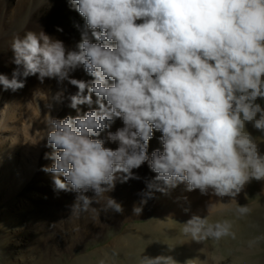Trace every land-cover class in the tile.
<instances>
[{
  "label": "clouds",
  "instance_id": "clouds-1",
  "mask_svg": "<svg viewBox=\"0 0 264 264\" xmlns=\"http://www.w3.org/2000/svg\"><path fill=\"white\" fill-rule=\"evenodd\" d=\"M69 3L84 20L76 48L44 31L18 33L10 44L17 67L11 78L0 73V86L15 92L29 76L67 81L78 89L67 97L71 108L97 105L63 119L45 116L52 149L45 159L53 162L42 170L53 174L55 189L76 194L71 216L122 212L109 193L117 180L140 179L134 170L145 162L156 175L145 181L136 215L155 192L181 183L231 201L253 180L264 181V151L248 128L264 133V0ZM80 67L91 80L71 75ZM64 91L52 100L62 103ZM117 119L123 126L111 131ZM105 130L115 149L99 138ZM156 131L162 150L149 154ZM213 207L206 216L192 215L182 232L197 242L236 239L231 220L210 219ZM251 211L248 204L235 209L239 217ZM139 264L177 261L142 255Z\"/></svg>",
  "mask_w": 264,
  "mask_h": 264
},
{
  "label": "rangeland",
  "instance_id": "rangeland-1",
  "mask_svg": "<svg viewBox=\"0 0 264 264\" xmlns=\"http://www.w3.org/2000/svg\"><path fill=\"white\" fill-rule=\"evenodd\" d=\"M21 2L24 4L21 5ZM32 3L33 0H11L9 3L7 0H0V23L4 16V20H10V18H15V15L16 18H19L20 14L25 15L28 6ZM51 93L46 94L45 98L38 97L37 101L34 97L36 95L26 93L20 100L12 102L13 104L10 103V100L8 102L1 101L2 95H0V264H92V259L98 257V253L94 255L95 250L108 246L116 235L125 230L126 226L146 224L157 212L167 218L174 219L176 217L175 219H177L178 214L173 212L172 203L176 200L183 201L182 194L187 192L186 184L181 183L164 193L168 202L164 201L161 205L165 207L160 208V203L154 196L143 206L141 214L123 220L116 219L114 215L119 212L114 211H100L97 220H93L89 214H81L79 217L71 216V205L74 203L76 194L73 193L74 195H70L64 200L53 199L55 193L47 190L50 182L53 181V174L42 170L45 165H50L53 162L50 159H45V153L52 151L47 147L45 116L61 114V103L52 100L56 90L54 89ZM74 93L75 91L71 92V94ZM66 95V97L69 96V94ZM28 113L34 117L33 123H37L33 131L35 140H32L30 136L27 138V132H29L27 129L31 130L32 128L28 125L30 122L27 119L29 118ZM4 121L8 127L5 132L2 129ZM19 126L25 127L27 132L23 129L16 132V127ZM122 126L123 122H120L114 124L110 130L115 131ZM248 128L255 138L261 135L251 125ZM160 137L161 133L156 131L151 139V144L154 145L150 148L152 151L157 148L162 150ZM28 142L35 147L31 148V151L26 150ZM113 144L109 140H105L106 147L113 149L118 147L117 143ZM150 149L149 154L152 152ZM134 172L140 179H129L123 183L117 180L114 191L109 193L118 202L121 197H125L131 202L135 195L140 197L141 190L146 187L145 181L156 175L147 162L139 169H135ZM263 188L260 181L250 182L238 200L229 206V209H235L239 204H248L250 208L254 207L251 208L252 210H256L257 213L259 211V216L253 221H245L243 218L244 220L241 222L243 227L238 232L239 237L236 236V239L226 241L225 248L218 247L213 250L212 256L218 257V264H226L222 257L229 259L234 254V258L239 257L236 258L238 259L236 264H264V239H261L255 246L249 247V241L258 236H264ZM70 193L68 192V194ZM159 193L162 194L161 192L157 194L159 195ZM91 194L89 193V195ZM244 194L246 195L243 197ZM203 200H205L206 206L209 203L214 204L213 213L228 207L224 205L220 207L221 199L211 193L205 195ZM243 200L246 201L243 202ZM94 206L97 205L94 204ZM205 209V214H208V208ZM140 243L138 244L142 249ZM86 254H88V259L83 260L82 257ZM117 257L126 259L121 255ZM132 258L140 260L139 254L133 253ZM215 258H212V261H217Z\"/></svg>",
  "mask_w": 264,
  "mask_h": 264
},
{
  "label": "bare ground",
  "instance_id": "bare-ground-1",
  "mask_svg": "<svg viewBox=\"0 0 264 264\" xmlns=\"http://www.w3.org/2000/svg\"><path fill=\"white\" fill-rule=\"evenodd\" d=\"M10 1L11 0H7L8 3ZM22 4H24V2H21V5ZM4 17L0 23V73L8 75L10 78L13 70L17 67L13 63L14 54L10 46L12 37L14 35L19 33L21 36H23L25 32L28 30H33L36 32L44 31L53 39H58L63 41L65 46L69 50H72L76 48V45L81 40V30L83 29L84 26L83 18L80 16V14L77 11H75L72 8V6L69 3V0H33V3L30 6H28L25 15L22 16L20 14L19 18H16L15 15V18L14 17L12 19L10 18V20L9 19L4 20ZM71 75L74 78L83 79L86 81L92 79V77H90L83 70V67L76 69L73 73H71ZM21 78L23 79V77ZM54 89L56 90V92L60 91L61 89H64L65 99L60 106L61 114H59V116L53 115V117L63 119L68 115L76 116L78 114H83V112H86L90 108L97 107L95 103L91 106L81 105L80 111L78 112L76 109H73L69 106L70 101L66 97L67 96L66 94H71V92L73 91L75 92L78 91V89L75 86L70 85L67 81H64L61 84L56 79H51V78H46L44 81H40L37 76L27 77L25 87L15 92L11 90L3 91L2 86H0V95H2L1 101L5 100L6 102H8V100H10L11 101L10 103L13 104L12 102H15L18 99L20 100V98L22 96H25L26 93L29 94L33 93V95H36L34 97H36L35 99L37 101L38 97L45 98L46 94L49 95ZM1 91L4 92V94H2ZM95 99L96 97L95 95H93V100L95 101ZM27 116L29 117L27 119L30 120L29 124L28 123L27 124L32 127L31 130L27 129L29 131L27 132L25 127L21 126L22 127L21 128L19 126L18 128L16 127V132H19L18 130L23 129V131L25 130L27 132L28 135L27 138L30 136L32 140H35L34 137L35 134H33V131L35 124L37 123L35 124L33 123L34 120L32 119H34V117L31 116V113H28ZM120 122H122V120L117 119V121L114 124ZM114 124L112 126H114ZM24 125L28 126L26 124ZM7 128L8 127L6 125V121H4V125L2 128L3 131L5 132ZM8 130L7 132L9 131L11 132V130L9 131ZM107 131L108 130L102 132L100 136L101 139H104L106 141H107ZM257 140L258 143L260 144L261 151H263L264 133H261V135L257 138ZM112 143L114 142H111V144ZM153 146L154 145L151 144V140H150L149 149L152 148ZM31 148H35V147L33 146V144L28 142L26 150L31 151ZM151 151L152 150L150 149V152ZM260 184L261 187H264V181H260ZM47 190L49 192L50 191L54 192L55 195L53 199H57V200H64L65 198L67 199V197L69 198L70 195H74L73 192L68 194V192L66 191L55 189L53 181L50 182ZM131 192H133L132 189ZM242 192L236 197V200H238ZM157 193L158 192H155L154 196L156 197V201L160 203L159 207L160 208L165 207L161 205V203H163L164 201L168 202V199L166 198L164 193L162 194L159 193V195ZM245 195L246 194H244L243 197ZM182 196L184 198L183 201L176 200L174 203L171 202L173 204L172 207L173 212L178 214L177 219H175L176 217L174 219L167 218L166 216L162 215V213L160 214V212H157L155 215H153L150 221L148 220L149 222H147L146 224L145 223L139 225L131 224L129 226H126L125 230L121 234L116 235V237L111 240L108 246L95 250L94 255L98 253L97 255L98 257L96 259H92V264H100L101 260L104 261V264H139L140 261L139 259L137 261L132 258L133 253L139 254V258H141L142 255H147L152 257H155L157 255L172 256L177 261V264H185V262L189 259H192L191 264H218V259H217L218 257L215 256L216 257L215 258L212 256L213 250L218 247L225 248L226 247L225 242L230 241L232 239L230 237H226L220 240L219 242H213L211 240L207 242H197L191 239L189 236H186L182 232L183 223H185L188 219H190L191 216L194 214L206 216L207 214H205L206 212L205 208L206 207L208 208V206H206V202L205 200H203L205 195L201 194L199 190H194V191L187 190V192L182 194ZM140 200H141V196L139 197L138 195H135L132 198V202L128 201L125 197H121L119 199V203L122 204L123 211L119 212V214L114 215V217H116V219L123 220L130 218L131 216H137L133 212V207L134 205H138ZM244 201L246 200H243V202ZM220 202H219L220 205L218 204L220 207L221 205L228 207H226L225 209L222 208L220 212L218 211L219 213L215 211L216 213H213L210 219L212 221L218 219L231 220L233 222V231L236 232L237 237H239L240 235L238 234L239 230L241 229V227H243V224L241 223L242 220H244L243 218H245V221L246 220L253 221V219H257V217L259 216V211L257 213L256 210H252L249 215L244 217H239L235 213V209L238 206L235 209H229V206L234 204L235 202V200L230 201L229 197H224L223 200H220ZM95 207H99V205ZM252 207L253 206H251V208ZM138 243L142 245V249L139 247ZM114 253H116V255H114ZM119 255L126 257V259H119L117 257ZM234 256H231V258L229 257V259H224V257L222 258L226 262V264H236L237 262L236 260H238L236 258L239 257L234 258ZM87 257L88 254L83 256L82 259L87 260L88 259ZM212 258H215V260L217 261H212Z\"/></svg>",
  "mask_w": 264,
  "mask_h": 264
}]
</instances>
